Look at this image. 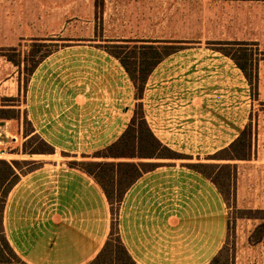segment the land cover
Returning <instances> with one entry per match:
<instances>
[{
  "label": "crops",
  "instance_id": "1",
  "mask_svg": "<svg viewBox=\"0 0 264 264\" xmlns=\"http://www.w3.org/2000/svg\"><path fill=\"white\" fill-rule=\"evenodd\" d=\"M89 38L50 51L29 74L26 118L32 134L53 151L27 158L38 165L22 167L7 197L8 240L28 264H89L109 237L111 209L103 188L68 158L102 160L95 153L111 145L133 116L135 88L119 59ZM209 51L220 55L212 64H226V80L240 84L233 60ZM196 52L203 51L168 55L145 84L141 101L151 130L191 159L139 160L159 165L143 172L119 205V236L136 264H209L225 244L228 205L215 184L187 164L215 161L210 157L237 138L248 114L241 102L193 96L205 81L195 71L197 60L188 59ZM19 152L7 158L18 161Z\"/></svg>",
  "mask_w": 264,
  "mask_h": 264
},
{
  "label": "rangeland",
  "instance_id": "2",
  "mask_svg": "<svg viewBox=\"0 0 264 264\" xmlns=\"http://www.w3.org/2000/svg\"><path fill=\"white\" fill-rule=\"evenodd\" d=\"M93 35L96 47L121 52L131 69L138 59V49L144 44L203 51L188 58L197 60L199 66L195 71L205 79L193 96L217 103L241 102L244 116L248 114L242 131L248 126L252 138L250 159L236 161L230 170L229 225L221 262L264 264V223L256 229L263 221L248 218L254 213L246 211L264 209V0H0V108H3L0 110V151L5 152L0 158L11 161L7 155L22 150L24 142H27V151L42 148L36 141H26L28 137H24V130L30 129L25 120V89L36 61L47 50L87 40ZM217 46L230 49L246 64L251 82L242 71L240 84L233 85L232 80H226L229 77L226 64L211 63L220 55H208ZM6 53L21 58V64L9 61L4 56ZM141 100L135 99L133 114L136 105L142 104ZM3 113L11 115L10 118H2ZM22 153L19 152L18 164L25 170L38 165L27 158L39 159V154H43ZM25 159L26 163L22 161ZM64 159L71 160L69 163L90 161L80 156ZM108 160L140 162L137 158ZM214 160L210 162L233 164L230 160ZM193 162L197 161L193 159ZM8 205L6 199L7 238ZM113 213L110 224H114V232H119V207L117 211L115 206ZM101 262H106V258Z\"/></svg>",
  "mask_w": 264,
  "mask_h": 264
},
{
  "label": "trees",
  "instance_id": "3",
  "mask_svg": "<svg viewBox=\"0 0 264 264\" xmlns=\"http://www.w3.org/2000/svg\"><path fill=\"white\" fill-rule=\"evenodd\" d=\"M119 48H121V46H119ZM179 49L183 48L167 44L158 47L153 44H144L138 49L140 50L137 55L138 59L134 62L132 69L128 66L126 59L120 55L121 52H111L119 59L122 66L128 72L134 84L135 99L140 100L143 98L147 77L153 67L159 63V61ZM213 49L229 56L241 69L247 80H249V82L252 81L251 73H249L248 67L245 63L238 59L233 51L220 46ZM50 51L51 50H47L40 56L33 68L30 70L29 74L36 67L39 61ZM4 56L16 65L21 64L22 62L21 58H17L15 54L6 53ZM2 109L3 108H0V110ZM1 115L2 118H10L11 116L6 113ZM25 120L30 125L29 130H24V137H28L26 141H36L42 148H34L27 151V142H24L22 149L23 153H51L53 148L40 136L32 134L34 132L33 127L26 117ZM251 139V132L247 126L226 148L218 151L210 158L230 161L249 160L251 157L252 147ZM95 156L101 157L103 160L81 162L75 160L70 162L69 165L72 167H79L95 178L105 192L107 201L110 205L111 214H114L113 212L115 210V206L118 211V207L125 191L142 175V173L155 169L159 164L146 162L134 163L130 161L115 162L109 161L108 159H191V157L186 154L170 149L155 136L145 118L141 102L136 105L134 114L128 126L118 139L105 149L96 152ZM22 161L26 163L28 160ZM235 165V163H205L201 161L187 164L189 168L201 173L204 177L210 179L215 184L227 205L230 203L229 186L232 181L230 170L232 167H235ZM32 168L33 167L29 169ZM17 170L19 172H17ZM223 171H225V176H222ZM23 172L24 170L19 166L18 161H8L0 158V264H28L23 261L12 248L5 234L3 221L5 201L13 186L18 183L20 174ZM221 178L223 180H221ZM246 211L254 213L253 216H248V218L260 219L263 221L256 227V229L260 225H263L264 209L254 210V212L251 210ZM228 225L229 224L227 222V227ZM115 234L116 238H113ZM259 239H261V237ZM259 239L258 241H260ZM225 249V246H223L217 255L212 258L209 264H223L221 259L225 254ZM102 258H106V262L102 263ZM89 264H136L123 245L118 230L114 232V224H111L109 237L104 243L103 248Z\"/></svg>",
  "mask_w": 264,
  "mask_h": 264
},
{
  "label": "built area",
  "instance_id": "4",
  "mask_svg": "<svg viewBox=\"0 0 264 264\" xmlns=\"http://www.w3.org/2000/svg\"><path fill=\"white\" fill-rule=\"evenodd\" d=\"M5 154V152L2 150V151H0V155H4Z\"/></svg>",
  "mask_w": 264,
  "mask_h": 264
}]
</instances>
